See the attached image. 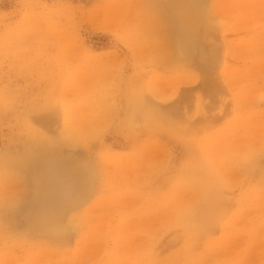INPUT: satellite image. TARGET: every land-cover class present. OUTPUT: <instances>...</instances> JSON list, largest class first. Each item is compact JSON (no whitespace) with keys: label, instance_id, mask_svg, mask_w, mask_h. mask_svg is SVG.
Instances as JSON below:
<instances>
[{"label":"rangeland","instance_id":"obj_1","mask_svg":"<svg viewBox=\"0 0 264 264\" xmlns=\"http://www.w3.org/2000/svg\"><path fill=\"white\" fill-rule=\"evenodd\" d=\"M138 76L150 108L187 114L206 93L256 138L241 163L227 151L161 199L97 180L76 202V162L106 140ZM66 127L78 145L60 142ZM6 163L24 167L0 177V264H264V0H0Z\"/></svg>","mask_w":264,"mask_h":264},{"label":"crops","instance_id":"obj_2","mask_svg":"<svg viewBox=\"0 0 264 264\" xmlns=\"http://www.w3.org/2000/svg\"><path fill=\"white\" fill-rule=\"evenodd\" d=\"M130 82L133 86L125 93L123 113L113 123L106 140L93 148L91 158L83 156L81 162H76L73 193L76 202L79 196L96 194L97 180H105L108 188L130 189L126 194L132 196L141 194L139 189L152 190L144 194L161 199L174 186L173 182L208 172L211 162L226 163L227 151H234L235 163H241L244 145L256 138L252 126L244 129V117L237 108L225 113L218 108L219 113H215L204 102L206 93L204 101L198 99L197 107L190 108L186 114L178 104L170 108H150L140 77ZM185 95L188 98L191 93ZM192 114L199 118L191 121ZM227 131H230L229 137L225 134ZM184 139L188 144L193 143L192 146L185 145ZM234 173V178L240 177L241 168ZM86 180L91 181L88 187ZM136 202L131 199L132 205Z\"/></svg>","mask_w":264,"mask_h":264},{"label":"bare ground","instance_id":"obj_3","mask_svg":"<svg viewBox=\"0 0 264 264\" xmlns=\"http://www.w3.org/2000/svg\"><path fill=\"white\" fill-rule=\"evenodd\" d=\"M191 7V6H190ZM169 9H167V11H168ZM171 11V10H170ZM169 12V11H168ZM207 12V11H206ZM170 13V12H169ZM174 13V12H173ZM171 17V16H170ZM175 17V16H174ZM177 17V16H176ZM172 18V17H171ZM165 20V19H164ZM193 21V20H192ZM174 22V21H173ZM175 23V22H174ZM171 27V26H170ZM174 28H175V31L173 30L172 32H171V30H170V34H169V36L167 37L168 38V41H169V44L171 45V47L172 46H174L175 44H176V47L178 48L179 47V45H180V41L182 40V38L180 37V35L178 34V32H177V30H176V27L174 26ZM210 36V35H209ZM166 37V36H165ZM184 39V38H183ZM191 44V43H190ZM193 46V45H192ZM181 47H182V45H181ZM187 47V46H186ZM180 49V48H179ZM188 52V51H187ZM176 53V52H175ZM188 54V53H187ZM193 55V54H192ZM174 110H176V109H174ZM174 110H173V112H174ZM160 111V110H159ZM178 112V111H177ZM157 114H158V112H156ZM161 114H163V113H165V112H163V111H161L160 112ZM172 113V112H171ZM155 115V114H154ZM160 114H158V115H156L157 117H159L160 119H162V117L161 116H159ZM176 115V114H175ZM171 116V115H170ZM177 116V115H176ZM175 116V118L177 119L178 117H176ZM168 118V117H167ZM171 118V117H170ZM160 119H157V120H160ZM161 121V120H160ZM163 122H165V119L163 118ZM63 132H64V134H63ZM62 132V134H61V143L63 142L62 140L64 139V141L65 142H69L70 143V145L73 143V145H78V142H79V140H78V138H80L79 136H80V132L78 131V130H73V129H71V128H69V127H66V129L64 130ZM81 134H83L81 137H85V133L83 132V133H81ZM188 136V135H187ZM87 139V138H86ZM183 141H185V139L183 140ZM186 142V141H185ZM194 142V141H193ZM184 143V142H183ZM192 144L193 143H191V144H188L187 142H186V144L185 145H187V146H189V147H191L192 146ZM6 162V161H5ZM14 162H16V161H14ZM25 164V163H24ZM19 167L17 166L16 167V164L15 163H6V165H3L2 166V169H0V177L2 178V179H5L7 176H11L12 174H14V173H16V172H18L19 173V171H21V168L22 167H24V166H22V164L21 163H19ZM28 165H29V163H28ZM28 165H26V166H28ZM29 168H30V166H29ZM27 169V168H26ZM205 172H207V171H205ZM209 172H211V169H209L208 170V174H209ZM206 177L209 179V175H206ZM263 177H264V175H263ZM22 184V183H21ZM210 195L211 196H214V197H216V191H215V189H214V191L212 190V192H210Z\"/></svg>","mask_w":264,"mask_h":264}]
</instances>
